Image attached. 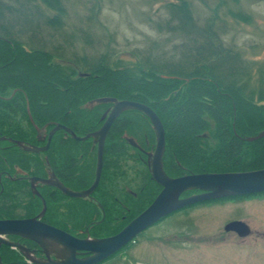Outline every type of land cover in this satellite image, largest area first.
<instances>
[{
  "label": "flooded vegetation",
  "instance_id": "1",
  "mask_svg": "<svg viewBox=\"0 0 264 264\" xmlns=\"http://www.w3.org/2000/svg\"><path fill=\"white\" fill-rule=\"evenodd\" d=\"M18 91L20 89H13L9 96L0 94V220L36 218L40 222L60 229L76 238L82 239L88 235L92 238H106L118 234L153 203L162 187L153 180L150 172L156 137L152 124L145 115L141 113L143 120L150 123L154 137L150 140V137L145 135L144 139H141L137 135L129 134V130L122 125H115L128 112L123 113L111 125L105 136L101 167L102 171L103 159L107 154L106 149L124 144L127 150L135 152L134 162L146 166L148 180L145 181V185L134 192L124 189V199L112 192H109V197L106 198V191L98 190L99 179L98 185L86 199L72 197L62 192L58 185L72 193L86 191L92 186L96 175L97 140L99 139V136L93 135L102 128L105 121L102 117L105 114H107L106 117L108 116L113 104L102 103L104 108L98 116L96 124L83 126L78 114H72L70 111H63V109L58 108L55 111L39 108L34 103L33 93H22L27 125L20 127L16 121L7 122L8 119L5 118L6 115L14 118L19 113L17 110L22 103L15 98ZM108 98L133 101L116 97ZM94 104L98 103H89L92 107ZM30 107L37 111L35 119L30 112ZM48 112L53 115H48ZM137 113L140 114V112ZM209 129L210 127L198 135L202 139V142L199 143L202 146L209 140L210 135L207 133ZM226 129L230 132L225 135L228 140L221 143L222 148L227 156L236 159L241 158L244 145L249 142L247 138L255 137L264 131H260L255 136H246L238 132L234 125L227 126ZM164 133L165 148L162 164L165 174L169 178L203 174L193 173L189 168L182 166L178 153L168 146V136L165 129ZM85 137L87 138L84 139ZM263 139L264 137L249 142L260 144V155H264L261 153L264 151ZM21 145L29 148V150H24ZM130 158L131 155L127 154V159ZM93 172L94 177L91 175ZM91 177L93 178L92 182H90ZM201 193L203 192L188 191L183 193L179 200ZM248 199H256L261 202L264 200V192L208 200L178 208L138 233L125 247L115 252L110 258H117L122 252L130 253L128 256L130 258L134 252L141 249L144 253L143 257L149 262L147 264H154V260L158 261L156 264H196V257L198 253H201L198 249L200 251L205 250L207 253L214 245H223L226 248L251 246L249 248H252L255 257L258 254L259 245L264 244V222L260 220L264 206L248 207L254 217V220L250 219L249 221L241 219L212 221V219L205 218L207 212L194 215L199 209L206 211L211 207L212 211V206H215V203H239ZM108 201L109 204L107 205ZM85 203L93 208L92 211L94 210L89 221L83 216ZM97 228H107L110 231L95 235L93 232ZM4 239L25 245L38 258L43 256L39 248L30 241L13 235L6 236ZM142 244H151V247L146 249L142 247ZM156 249L157 251H155ZM185 257L188 258L187 261L184 260Z\"/></svg>",
  "mask_w": 264,
  "mask_h": 264
},
{
  "label": "rangeland",
  "instance_id": "2",
  "mask_svg": "<svg viewBox=\"0 0 264 264\" xmlns=\"http://www.w3.org/2000/svg\"><path fill=\"white\" fill-rule=\"evenodd\" d=\"M61 5L65 11L58 14L61 18L58 20L60 27L49 25L47 21L57 13L49 10L41 2L32 3L30 8L34 13L33 29L35 28V32L30 34L33 33L35 41L42 44L46 51L57 54L58 59L67 60L80 56L91 60L104 58L106 62L112 66L117 65L119 69L134 67L144 58L151 59L157 56L168 57L170 64L180 61L192 47L195 51V44L192 41L193 36H187L177 28L181 27L180 20L170 16L169 9L177 7L183 9L180 10L181 14L186 10L200 32L195 37L198 40V44L196 43L198 50L203 52L201 48L209 39L208 43L213 44L212 51L218 52L221 49L224 52L230 49L239 54L242 65L247 67L245 72L249 76L250 87H257L261 77L264 81V0H61ZM26 38L23 35L20 39L25 41ZM207 56L208 62L201 61L203 70L209 67L211 61L216 60V56ZM103 108L104 106H98L94 113L102 112ZM206 118L210 127L207 131L210 135L209 140L196 150L190 162L183 164L185 167L193 173L203 172L202 170L209 173H224L264 168V155L259 154L260 144L248 142L244 145L240 159L229 157L222 148V137L216 133L214 121L209 116ZM10 119L21 127L27 125L22 112ZM118 125L129 129V132L136 134L138 138L144 139V136L148 135L151 140L154 137L151 125L141 118L136 119L130 113L125 116L124 123ZM106 151L98 188L102 192L106 191V198L109 197V192H112L124 199V189L134 192L145 185V181L148 180L147 168L134 162L133 150L116 145ZM261 153L264 154V151ZM127 154L131 155L130 159H127ZM91 175L94 177V172ZM92 180L93 178L90 182ZM152 189L155 190L154 187ZM215 204L212 211L211 207L206 211L199 209L194 215L207 212L205 218L212 221L254 220L248 207L264 206V200L260 202L248 199L239 203ZM92 209L88 204H84L83 216L86 220L88 218V221L94 212ZM260 220L264 222V212ZM109 231L107 228H97L93 233L96 235ZM147 245L142 244V247L146 249L151 247V244ZM249 247L251 246L226 248L223 245H214L208 254L205 250L198 249L201 253H198L195 261L196 264H264V244L259 245L255 257L252 248ZM10 249L12 254L18 255L17 250ZM139 250L130 258H128L130 253L122 252L117 258H109L104 263H149L143 257L141 249ZM188 258L185 257L184 260L187 261ZM154 262L158 263L157 260Z\"/></svg>",
  "mask_w": 264,
  "mask_h": 264
},
{
  "label": "trees",
  "instance_id": "3",
  "mask_svg": "<svg viewBox=\"0 0 264 264\" xmlns=\"http://www.w3.org/2000/svg\"><path fill=\"white\" fill-rule=\"evenodd\" d=\"M36 1L57 13L47 22L60 27L58 14L65 11L61 0H8V3L0 0V94L9 96L13 89H20L16 95L19 97L15 96L22 103L17 112H22L25 118L22 93H33L39 108L53 111L58 108L78 114L83 126L96 124L101 111L94 113V110L104 104L92 107L89 103L99 98L116 97L144 103L160 118L168 146L178 153L182 164L190 162L202 147L198 135L209 127L207 116L214 121L222 143L228 140L227 126H236L246 136H255L264 130L263 78L257 87H250L247 67L242 65L239 54L230 49L212 51L209 39L202 44L203 52L198 50L195 37L200 32L186 10L181 14L183 9L172 7L169 12L171 17L180 20L181 27L177 28L193 36L195 51L192 47L180 61L171 64L168 57L157 56L144 58L134 67L119 69L104 58L91 60L80 56L64 60L46 51L35 41L33 33L30 34L35 32L34 13L30 8ZM23 35L27 37L25 41L20 39ZM207 55L216 56V60L203 70L201 61L208 62ZM79 73L87 76L80 77ZM30 112L35 119V108L30 107ZM129 113L143 119V114L129 111L115 125L124 123ZM5 118L7 122L12 121L10 116ZM202 171L199 172L207 173ZM9 250L8 246H0V264L23 260L18 251L15 256Z\"/></svg>",
  "mask_w": 264,
  "mask_h": 264
},
{
  "label": "water",
  "instance_id": "4",
  "mask_svg": "<svg viewBox=\"0 0 264 264\" xmlns=\"http://www.w3.org/2000/svg\"><path fill=\"white\" fill-rule=\"evenodd\" d=\"M85 75L79 73V76ZM95 103L113 104L108 116L106 117L107 114H105L102 117L105 119L102 128L93 135L99 136L95 180L88 190L80 193H72L61 185H58L59 189L69 196L86 199L96 188L100 179L103 144L108 130L123 113L137 111L149 119L155 133L156 146L150 172L153 180L162 187V190L154 202L125 228L118 234L106 238H92L89 235L82 239L76 238L60 229L42 223L36 218L0 220V246L4 245L17 250L21 257L32 264H100L125 247L138 233L171 211L208 200L264 192V169L240 173H203L169 178L165 174L162 164L165 133L156 113L144 104L127 100L106 97L97 99ZM263 137L264 131L255 137L247 138V141L251 142ZM21 147L24 150H29L23 145ZM188 191H202L203 193L179 200V197ZM9 235L32 242L39 248L43 256L38 258L25 245L5 240L4 237Z\"/></svg>",
  "mask_w": 264,
  "mask_h": 264
},
{
  "label": "built area",
  "instance_id": "5",
  "mask_svg": "<svg viewBox=\"0 0 264 264\" xmlns=\"http://www.w3.org/2000/svg\"><path fill=\"white\" fill-rule=\"evenodd\" d=\"M16 264H32V263L29 262L28 260H23V261L16 263ZM101 264H104V263H101Z\"/></svg>",
  "mask_w": 264,
  "mask_h": 264
}]
</instances>
